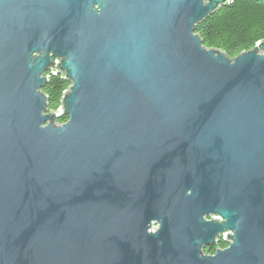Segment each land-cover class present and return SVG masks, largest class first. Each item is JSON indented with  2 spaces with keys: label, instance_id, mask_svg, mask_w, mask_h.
<instances>
[{
  "label": "water",
  "instance_id": "water-1",
  "mask_svg": "<svg viewBox=\"0 0 264 264\" xmlns=\"http://www.w3.org/2000/svg\"><path fill=\"white\" fill-rule=\"evenodd\" d=\"M232 2L0 0V264H264V40L196 33Z\"/></svg>",
  "mask_w": 264,
  "mask_h": 264
},
{
  "label": "trees",
  "instance_id": "trees-1",
  "mask_svg": "<svg viewBox=\"0 0 264 264\" xmlns=\"http://www.w3.org/2000/svg\"><path fill=\"white\" fill-rule=\"evenodd\" d=\"M196 33L207 48L220 49L234 58L264 40V1L233 0L230 5L221 7L198 24ZM69 86L70 83L62 76L50 75L42 89L48 97L50 110L58 111L61 108L62 96ZM66 121V116L58 119L59 124ZM220 245L226 246L223 238Z\"/></svg>",
  "mask_w": 264,
  "mask_h": 264
},
{
  "label": "flooded vegetation",
  "instance_id": "flooded-vegetation-1",
  "mask_svg": "<svg viewBox=\"0 0 264 264\" xmlns=\"http://www.w3.org/2000/svg\"><path fill=\"white\" fill-rule=\"evenodd\" d=\"M153 227L156 228V225H153ZM222 240V238H220L215 244L205 247L204 248V253L205 254H215V252L219 249H225L228 246V243L226 242V240H224V243L226 244V246L224 245H220V241Z\"/></svg>",
  "mask_w": 264,
  "mask_h": 264
},
{
  "label": "built area",
  "instance_id": "built-area-1",
  "mask_svg": "<svg viewBox=\"0 0 264 264\" xmlns=\"http://www.w3.org/2000/svg\"><path fill=\"white\" fill-rule=\"evenodd\" d=\"M59 110V109H58ZM223 239H224V237H223ZM225 240V239H224Z\"/></svg>",
  "mask_w": 264,
  "mask_h": 264
}]
</instances>
